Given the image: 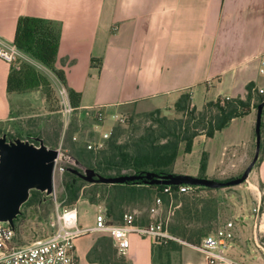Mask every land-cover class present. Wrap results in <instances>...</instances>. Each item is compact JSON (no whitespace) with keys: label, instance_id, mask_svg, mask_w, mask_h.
<instances>
[{"label":"crops","instance_id":"obj_1","mask_svg":"<svg viewBox=\"0 0 264 264\" xmlns=\"http://www.w3.org/2000/svg\"><path fill=\"white\" fill-rule=\"evenodd\" d=\"M21 16L60 24L55 66L63 70L68 86L81 93L76 111L93 114L92 108L100 107L106 114L104 122L111 118L109 114L129 104L173 109L179 95L186 91L191 104L200 109L193 103L196 94L202 96L203 105L218 97L245 98L249 82L257 89L264 87V73L260 72L264 0H0V42L13 44L16 21ZM21 60L48 70L25 53ZM9 70L10 64L0 58V123L12 118L14 107H43L46 103L40 89L9 93ZM50 73L52 77L46 75L52 87L67 97L60 81ZM66 103L68 106V98ZM240 118L246 126L245 142L238 149V142L224 141L218 153L224 161L244 158L247 153L254 117L250 111ZM224 130L211 138H195L211 141ZM261 140V160L250 177L252 188H248L254 202L249 207L247 197L245 200L241 196L232 218L216 225L234 221L235 238L229 255L244 264H264V126ZM203 152L208 158L205 174L210 177L212 152L206 147ZM197 173L182 172L192 176ZM254 207L259 208L258 213L252 211ZM98 213L105 215L104 204L84 215L78 211V226L92 227ZM101 236L112 241L108 233L98 231L75 240L78 264H99L88 254ZM154 244L158 242L131 234L125 254L119 253L112 241L116 253L110 259L122 258L125 264H156L159 254ZM175 252L178 258L172 256L169 264H205L202 254L186 242Z\"/></svg>","mask_w":264,"mask_h":264},{"label":"trees","instance_id":"obj_2","mask_svg":"<svg viewBox=\"0 0 264 264\" xmlns=\"http://www.w3.org/2000/svg\"><path fill=\"white\" fill-rule=\"evenodd\" d=\"M59 40L60 24L58 22L38 17L21 16L16 21L12 43L18 50L41 63L56 76L67 93L70 107L76 111L80 105L81 93L68 86L63 70L55 66ZM36 89L41 90L45 102L53 96V88L47 75L35 65L21 59L16 64H10L7 80L9 93H24ZM245 90V98L218 97L214 100H206L200 109L191 104L190 93L188 91L183 92L173 104V110L179 114L178 117L169 118L161 115L159 110H155L152 114H155L153 123L135 139L123 142L118 140L121 133L120 127L115 126L103 148L87 150L72 146L75 160L106 177L147 173L158 178L179 175L175 173L173 168L179 156L180 147L182 153H189L192 141L196 136L213 137L216 132L225 128L233 119L247 115L253 107H256L264 99V96L258 93L253 82L246 84ZM35 136L42 138L46 144L45 138L39 132L28 134L25 138ZM260 148H262V140ZM207 159L206 153L203 152L200 157L197 177L207 178L205 174ZM71 169L79 171L73 166H67L62 173L63 207L76 204L79 195L83 192L85 183ZM95 185H100V200L104 203L108 223L121 222L123 217L130 213L125 211L126 206L130 203L149 202V208L156 196H161L164 204L170 202V198L162 193L164 185L148 184L144 182V177L123 184L96 182ZM171 186L174 189L177 187L176 184H171ZM193 186L207 190L216 189ZM38 194L42 193L31 190L28 200L23 205L36 199ZM45 198L37 197L38 204ZM172 200L180 202L179 208L173 212L174 214L167 226L172 235L188 244L198 245L209 231L217 227L211 229L210 226L204 225V222L206 223L216 215L212 201L206 200L203 203V199L192 197L185 192H174ZM151 220L152 218L149 217L138 219L135 216L134 222L143 224ZM154 247L159 255L165 257L166 264H169L171 252L178 251L180 244L168 240L154 244ZM115 253L116 250L112 248L111 239L101 236L88 254V258L96 259L99 264H125L122 258L115 261L110 259ZM93 254H96L95 257H92Z\"/></svg>","mask_w":264,"mask_h":264},{"label":"rangeland","instance_id":"obj_3","mask_svg":"<svg viewBox=\"0 0 264 264\" xmlns=\"http://www.w3.org/2000/svg\"><path fill=\"white\" fill-rule=\"evenodd\" d=\"M37 68L52 77V74L48 70L43 67ZM261 83L264 85V79ZM262 95L264 96V93H262ZM66 102L67 97L65 92H60L58 89L53 88L52 98L47 101L43 107H37V105L14 107L12 118L6 122L0 123V135L5 134L7 138H25L28 134L39 132L45 138L46 145L51 148H56L66 155L59 157V164H62L64 167L73 166L80 172H83L85 166L81 163L77 165L74 163L75 155L72 146L94 150L97 148V144L101 143L102 146L99 148H103L115 126L120 127L121 130L118 137L119 142L135 139L153 123L155 114H152L155 110H159L161 115H165L169 118L179 116V114L169 106L161 107L160 109L156 107L145 109L134 104H129L120 107L116 111V114L125 116V121L123 123H119L115 120L112 121L111 118L106 120V122H99L90 112L80 113L73 110L68 112L64 111L65 105L67 104ZM193 103L196 104L198 108H201L202 96L199 94L194 95ZM251 113L254 117L252 125L254 128L256 107L251 109ZM108 116L111 117V114ZM263 126L264 108L262 111V127ZM104 133L108 134L106 138L103 137ZM19 134L21 135L19 136ZM246 134V126L243 119L237 118L230 122L225 127V130L221 131V133L211 141H204L202 138H194L189 153H182L180 147L179 156L173 168L175 173H194L198 170L202 150L206 147L212 152V157L209 158V171L211 173L213 172L212 175L210 177L207 176V178L225 182L240 177L254 155V132L244 158H233L231 160L232 162L226 158L224 161V158H220L218 153L222 143L227 140L233 141L235 144L238 142V145H236L238 149H240L241 143L245 142ZM261 155L262 148H260L259 157L254 163L247 179L240 184L223 186L214 190L193 187L190 191L185 192L192 197L203 199V203H205L206 200L212 201V205L215 206V217L206 223L204 222V225L210 226L211 229H213L218 222L232 218L234 210L239 203L238 199H240L241 196L243 198L245 197V200L247 197L246 202L249 207H251L254 200L252 199V194L249 192L250 189H248L252 188L249 181L250 177L253 176L254 172L257 170ZM61 177L62 174L57 171L54 173V191L51 196H47L45 200L38 204L37 197L40 199L45 197L43 193L38 194L36 199H33L28 204L21 207V214L14 222L16 228V241L18 243L30 242L48 233V221L51 219L56 205L58 204L62 207L63 188L61 185ZM83 181L85 182L83 185V192L79 195V199L76 202L79 215H84L86 212L90 211V209L95 210L96 206L101 207L104 204L103 201L100 200V185H95L96 182L91 183L85 180ZM260 186L262 187V185ZM96 189H98V191H96ZM94 191H96L95 194H93ZM149 204V202L130 203L126 206L125 211L135 213L138 219L141 217L154 218L148 213ZM81 206H84L82 207L83 209ZM179 206L180 202L171 199L169 204H164L159 215L155 217L162 219L166 218L169 211L175 212ZM173 214L174 213L170 214L169 221H171ZM172 256L177 260L178 255L176 252L171 253L170 260ZM156 264H166L165 257L163 255H158Z\"/></svg>","mask_w":264,"mask_h":264},{"label":"built area","instance_id":"obj_4","mask_svg":"<svg viewBox=\"0 0 264 264\" xmlns=\"http://www.w3.org/2000/svg\"><path fill=\"white\" fill-rule=\"evenodd\" d=\"M0 58L9 64H16L22 59V52L13 44L0 42ZM260 65V72L264 73V58L260 61ZM257 91L260 94L264 93L263 88H258ZM70 110L72 108L65 105L64 111ZM92 112L96 120L105 121L106 114L100 107L92 108ZM111 118L119 123L125 121V116L120 114H112ZM107 136V133L103 134L104 138ZM101 146L102 144L98 143L96 147ZM59 159L55 160V172L62 174L65 167L59 164ZM176 186L174 189L171 184L164 185L162 193L171 200L174 192H188L194 187L188 184H176ZM163 206L162 197L156 196L148 208L149 213L154 218L147 223L134 222L135 215L133 213L126 214L119 223H108L104 213H98L92 227L82 228L78 226L76 205L60 207L57 204L51 219L48 221V233L26 243L16 241L15 227L12 228L8 223H0V264H78L75 255V240L79 236L93 231L108 233L121 254H125L131 234L148 237L158 243L172 240L184 244V241L168 231L169 217L173 212L169 211L167 217L163 219L155 217L159 215ZM252 211L258 213L259 208L254 207ZM234 231V221L227 220L203 237L198 245L191 246L202 254L205 264H244L229 255L235 238Z\"/></svg>","mask_w":264,"mask_h":264},{"label":"water","instance_id":"obj_5","mask_svg":"<svg viewBox=\"0 0 264 264\" xmlns=\"http://www.w3.org/2000/svg\"><path fill=\"white\" fill-rule=\"evenodd\" d=\"M264 99L256 106L254 121L255 151L252 160L238 178L225 182L200 178L197 176L179 174L167 177H152L151 174L102 176L92 168L84 167L83 172L71 169L80 178L87 182H102L108 184H123L129 181L140 180L148 184H188L220 188L236 185L245 181L259 157L261 143V123ZM36 141L37 143H35ZM66 156L56 148H51L38 136L33 138H7L0 135V223H8L14 228V220L21 213L22 205L28 200L31 190H37L47 196L54 191L53 180L55 160ZM77 165L78 161L74 160Z\"/></svg>","mask_w":264,"mask_h":264}]
</instances>
